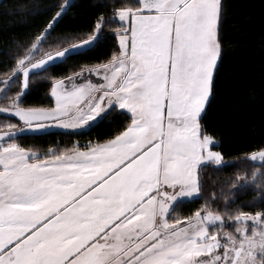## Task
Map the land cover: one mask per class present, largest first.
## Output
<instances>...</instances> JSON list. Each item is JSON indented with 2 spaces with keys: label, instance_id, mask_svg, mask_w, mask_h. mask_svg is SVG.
I'll list each match as a JSON object with an SVG mask.
<instances>
[{
  "label": "snow or ice",
  "instance_id": "1",
  "mask_svg": "<svg viewBox=\"0 0 264 264\" xmlns=\"http://www.w3.org/2000/svg\"><path fill=\"white\" fill-rule=\"evenodd\" d=\"M57 7L30 41L16 42L11 64L0 61V264H264V145L244 157L262 168L233 188L251 186L257 203L233 209L225 197L223 211L208 202L175 211L201 193L206 166L227 163L201 123L221 51L222 0H118L110 55L48 77L54 104L29 105L31 72L90 50L107 23L101 15L87 39L45 50L64 13ZM112 111L123 126L82 146L39 152L16 142Z\"/></svg>",
  "mask_w": 264,
  "mask_h": 264
},
{
  "label": "trees",
  "instance_id": "2",
  "mask_svg": "<svg viewBox=\"0 0 264 264\" xmlns=\"http://www.w3.org/2000/svg\"><path fill=\"white\" fill-rule=\"evenodd\" d=\"M67 0H1L0 1V61L12 63L8 56L16 42L27 43L38 30L52 22L61 5ZM223 8L219 21L221 57L216 67L212 94L201 123L217 140L215 149L222 153L226 164L217 169L212 165L202 170L203 184L199 196L184 199L175 211L188 215L205 202L214 204L223 211L225 200H235L231 208L255 204L260 193L253 188L238 187L237 177L251 171L245 170L239 161L246 154L264 145V0H222ZM118 0H72L62 18L55 24L47 50L51 45L60 49L69 43L86 39L92 33L97 19L103 15L107 23L102 25V35L90 50L80 55L69 56L63 63L43 67L31 72L25 103L49 106L54 104L50 95L51 81L48 77L68 76L81 66H91L105 60L116 47L115 30L120 27L112 16ZM56 37H65L57 45ZM73 37L72 39H67ZM4 64L0 63V72ZM2 85H0L1 88ZM13 85V90H15ZM4 100L0 98V105ZM6 117L0 116V120ZM13 123H19L13 119ZM126 118L118 111L102 116L87 129L50 130L40 133H25L16 137V142L25 148L44 152L53 148H70L75 143L106 138L123 126ZM252 174L249 175L251 177ZM213 194L216 199L213 200ZM250 211L251 208L245 207Z\"/></svg>",
  "mask_w": 264,
  "mask_h": 264
},
{
  "label": "rangeland",
  "instance_id": "3",
  "mask_svg": "<svg viewBox=\"0 0 264 264\" xmlns=\"http://www.w3.org/2000/svg\"><path fill=\"white\" fill-rule=\"evenodd\" d=\"M1 1V0H0ZM72 0H67L65 3H64V6H65V8H64V11L67 9V7H68V5L70 4V2H71ZM87 39V38H86ZM78 42V41H77ZM74 43H76V42H74ZM66 47V46H65ZM59 50V49H58ZM221 51H222V49H221ZM221 51H220V55H219V57H218V60H217V65H218V63H219V60H220V57H221ZM37 55H39V54H37ZM217 65H216V67H217ZM216 67H215V69H214V74H215V71H216ZM43 68V66L40 68V69H42ZM40 69H36V70H33L32 72H34V71H37V70H40ZM92 79L93 80H95L96 82H100V80L98 79V78H96L95 76H94V74H93V76H92ZM213 79H214V75H213ZM80 82V81H79ZM79 82H77V83H79ZM212 84H213V81H212ZM3 88V85L1 86V88L0 89H2ZM211 94H212V86H211V92H210V97H211ZM0 95H2V93H0ZM210 97H209V100H210ZM208 100V101H209ZM207 104H208V102H207ZM207 104H206V106H207ZM206 109V108H205ZM205 112V111H204ZM103 115V114H102ZM102 116H101V114L100 115H98L97 117H95L94 118V121H90L89 122V124L88 125H85V126H80V127H76V128H64V127H60V126H56V125H50V126H48V127H46L45 129H43V130H40V131H38V132H35V133H40V132H45V131H50V130H70V131H76V130H80V129H87L88 127H90L92 124H94L96 121H98V119H100ZM26 133H33V132H26ZM215 141H216V145H217V140L215 139ZM215 151H218L217 149H214ZM239 165H241L245 170H247L249 167H253V169L251 170V171H248V173H246V172H244L243 173V176L245 175V174H247L248 176L250 175V174H252V172H253V170L254 169H261L262 168V165L259 163V162H253L252 160H250V159H248V160H241V161H239V163H238ZM212 167H213V169H217V168H219L220 166H215V165H212ZM200 195V193L199 194H195L194 195V197H197V196H199ZM194 197H191V198H194ZM184 199H190V198H188V197H186V198H184Z\"/></svg>",
  "mask_w": 264,
  "mask_h": 264
},
{
  "label": "crops",
  "instance_id": "4",
  "mask_svg": "<svg viewBox=\"0 0 264 264\" xmlns=\"http://www.w3.org/2000/svg\"><path fill=\"white\" fill-rule=\"evenodd\" d=\"M77 82H79V81H77ZM93 82H94V83H97L95 80H93ZM100 82H102V81H100ZM102 114H103V115H102ZM104 115H105V113L102 112V113H101V116H104Z\"/></svg>",
  "mask_w": 264,
  "mask_h": 264
}]
</instances>
